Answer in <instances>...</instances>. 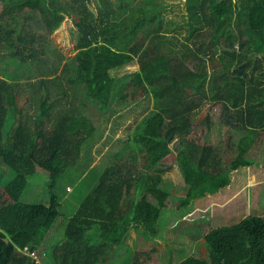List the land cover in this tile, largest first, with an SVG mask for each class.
I'll list each match as a JSON object with an SVG mask.
<instances>
[{
  "label": "trees",
  "instance_id": "16d2710c",
  "mask_svg": "<svg viewBox=\"0 0 264 264\" xmlns=\"http://www.w3.org/2000/svg\"><path fill=\"white\" fill-rule=\"evenodd\" d=\"M186 6L191 40L179 45L159 0H0V161L15 173L6 184L0 178V264H39L31 246L62 214L57 180L98 136L92 116L99 104H111L119 78L132 77L123 98L152 94L154 108L65 223L54 264L119 262L130 250L133 225L157 237L171 210L220 193L233 185V172L253 165L247 155L264 132V0H186ZM26 11L36 12L51 34L62 33L57 29L71 18L74 25L66 27L79 29L75 55L69 59L59 46L47 48L37 30L20 33L5 21ZM52 53V74L40 72L46 92L40 113L26 120L21 79ZM50 82L59 87L55 98ZM71 96L77 102L67 101L54 120L57 103ZM219 105L229 129L216 145L209 136ZM176 165L189 186L185 194L164 179ZM38 168L53 180L49 205L22 201ZM183 226L179 234L196 245L180 264H264V215L208 232Z\"/></svg>",
  "mask_w": 264,
  "mask_h": 264
},
{
  "label": "rangeland",
  "instance_id": "374dc122",
  "mask_svg": "<svg viewBox=\"0 0 264 264\" xmlns=\"http://www.w3.org/2000/svg\"><path fill=\"white\" fill-rule=\"evenodd\" d=\"M159 3L165 17L166 28L175 44L180 45L182 43H188L191 40L190 17L186 6V0H159ZM16 16L17 21L13 23L18 25L20 29H23V33L29 32V29L32 31L37 29V31L44 36L47 48L56 49L57 45L63 51L62 53L69 59L75 55L79 29L72 27V29L69 30L66 27L67 24H73L71 18L66 19L57 29L58 31L62 30V33L59 34L55 32L51 34L48 33L40 16L35 15V17L28 18H25L23 14H16ZM67 31H70V34L66 33ZM47 55L48 54L45 53L42 57L47 58ZM55 59L56 56L52 53L47 61H45L44 58L39 61L35 60L29 67L31 75L21 79L26 81L23 83L25 85L23 92L29 97L28 103L25 106V109L28 110L25 112V116L27 117L25 118L26 120H34L40 113V98L46 93L43 87L42 90L40 89V76L43 75L40 74V72H48V74L51 75L52 72L50 70L48 71V67ZM60 73H62L61 70H59L58 74ZM27 74H29L28 71ZM131 82L132 77H123L116 81L111 104L108 107L99 104L101 108L98 110V114L92 116L95 125L99 126L98 136L84 144L82 157L78 165L58 178L54 187V192L59 195L63 202L62 214L54 224V226L56 225L54 229L53 226L51 229L41 232L35 239L36 241L42 238L41 241L38 242L40 251L34 254L38 256L37 259H41L42 255H44L42 253L44 250H41V247L51 242L52 244L49 245L46 251V254H48L47 262L49 264H54V250L57 246H61L66 239L65 227H63L64 225L61 226V223L66 220V216L69 215L72 208H78L84 197L96 184L99 175L112 163L114 155L129 139L137 123L154 108L155 98L152 94L135 98L129 96L126 99L122 97V95L129 90ZM63 83L65 88H68L70 85L66 79H64ZM31 86L33 89H31ZM48 86L51 88L52 98L58 96L56 92L59 91V87L56 83L50 82ZM37 98L38 102L36 101ZM61 99V102L57 103L60 105L55 107V111L53 112L54 120L58 116L60 109L69 107V105L66 104L67 101L71 103L72 101L77 102L75 96ZM225 116L224 111L221 110V106H217L214 111L215 127L209 136V139L216 145L219 144L221 137L226 131L225 127L221 128V126H218L227 124ZM49 126L51 125L49 124ZM7 140L8 138L6 141ZM174 144H177V142ZM247 158L251 161L264 158V132L258 137L257 145L250 151ZM234 174L235 172L232 173V175ZM14 175L15 173L10 171L2 161H0V178L4 179L5 184L10 182L14 178ZM164 179L169 184L167 187L173 189L177 194L187 193L189 186L185 182L178 167H174L172 171L166 173ZM52 184L53 180L50 172L38 168L35 174L29 176V184L22 201L30 204L49 205L51 201L50 193L53 188ZM249 195H251L249 190L242 189L240 192L239 190H235V186L232 185L213 196L209 195L194 201V203L186 209L180 211L171 210L172 215L165 218V220H170L171 222H165L166 228L162 227L157 237L150 236L145 232L147 251L144 254L142 264H180L187 258L194 250L195 243L188 241L184 242L181 239L184 236L179 234L180 226L196 224L201 229L208 232L213 227L236 224L250 215H264V208L256 207L254 202L250 201ZM50 235H52V237ZM155 239H157V245H159L164 255L158 253V251L154 249ZM170 256L172 257L170 258ZM139 262V264H141V261ZM113 263L121 264L116 258H114Z\"/></svg>",
  "mask_w": 264,
  "mask_h": 264
},
{
  "label": "crops",
  "instance_id": "0c3cea01",
  "mask_svg": "<svg viewBox=\"0 0 264 264\" xmlns=\"http://www.w3.org/2000/svg\"><path fill=\"white\" fill-rule=\"evenodd\" d=\"M16 14H15V17H16V21H17ZM22 14L25 16V18L26 17L27 18L28 17H33V16L35 17V15L36 16H39V15L36 14V12H33V11H26V15L24 13H22ZM4 18H5V21H8L9 24H11L12 26H14L13 28H16L17 27V29L20 31V33H23V29H20L18 27V25H16V24L13 23V22H16V21L11 22L12 20L9 19V18H7L6 16H4ZM0 19H1V16H0ZM30 31H32V30L29 29V32ZM1 50H4L5 51L6 49L3 47ZM21 81L22 82H26L24 80H21ZM221 109H222V107H221ZM232 113L233 112H231L230 114H232ZM213 114H214V112H213ZM225 117H226V120H228L227 116H225ZM226 125L225 124L218 125V126H221V128H224V127L226 128V131L224 132L223 136L226 134V132L229 129V126L228 125L226 126ZM214 127H215V125L213 126V128ZM255 145H257V143ZM248 160H250V159H248ZM263 160H264V158L263 159H257V160H254V161H251L250 160L251 162H253V165L252 166L247 167V168H243L241 170H238L233 175L234 176L233 186H235V190H239L240 192L242 191V189L249 190L251 192V195H249L250 201L251 202H254L255 206L256 207H259V208H264V192L262 193V190H264V161ZM256 164H260L259 165L260 167H258ZM176 167H178V169H180L178 165H176L175 168ZM71 191H72V189H71ZM79 207H80V205L78 206V208ZM78 208H75V209L72 208L70 210L69 215L66 216L67 218L65 217L66 220L61 223V226H63V225L65 226V223L67 222V220L69 218H71L76 213V211H77ZM55 226L53 227V229L55 228ZM162 227H165L166 228V225L163 222H162L160 231L162 230ZM145 232H146L145 229L141 225L135 224V225L132 226L131 235H130L129 240H128L129 241V245H130V250L128 251V253L126 255H123V256H125L124 258H121V257L119 258V263H121V264H134L135 262H137V264H139L140 263L139 261H141V264H142L143 259H144V254L147 251V246H146V241H145V237H146L145 236ZM50 236L52 237V235H50ZM56 236H57V233H56ZM41 239L42 238H39V240L37 239L32 244L31 247L34 248L33 255L35 253L37 254L38 251H40L39 250V246H38V242H40ZM52 239H54V238H52ZM181 239L184 242L188 241V242L195 243L194 241L190 240L187 237L186 238L182 237ZM155 240H156V242H155V248L154 249L157 250L158 253H161V254L164 255V253L162 252V250L159 247V245H157V239H155ZM50 244H52V243L51 242H48V243L45 244V246L43 245L41 247L42 248L41 250H44V252H45L44 253L42 251V253L44 255H42V258L41 259H39V258L37 259L38 256L37 255H34V258L37 260V262L39 264H49L47 262V260H48V254H46V251L48 250ZM195 245H196V243H195ZM193 251L190 254H192ZM171 257L172 256H170V258ZM116 259H118V258H116Z\"/></svg>",
  "mask_w": 264,
  "mask_h": 264
},
{
  "label": "water",
  "instance_id": "95a60500",
  "mask_svg": "<svg viewBox=\"0 0 264 264\" xmlns=\"http://www.w3.org/2000/svg\"><path fill=\"white\" fill-rule=\"evenodd\" d=\"M5 240H6L7 242H10L9 238H5Z\"/></svg>",
  "mask_w": 264,
  "mask_h": 264
}]
</instances>
